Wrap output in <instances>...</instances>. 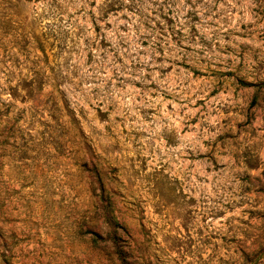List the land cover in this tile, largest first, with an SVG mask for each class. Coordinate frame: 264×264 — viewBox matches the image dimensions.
<instances>
[{"label":"rangeland","instance_id":"rangeland-1","mask_svg":"<svg viewBox=\"0 0 264 264\" xmlns=\"http://www.w3.org/2000/svg\"><path fill=\"white\" fill-rule=\"evenodd\" d=\"M0 264H264V0H0Z\"/></svg>","mask_w":264,"mask_h":264}]
</instances>
